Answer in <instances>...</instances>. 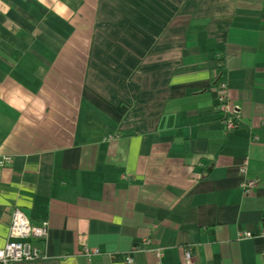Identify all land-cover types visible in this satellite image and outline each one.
Returning <instances> with one entry per match:
<instances>
[{"label":"crops","instance_id":"obj_1","mask_svg":"<svg viewBox=\"0 0 264 264\" xmlns=\"http://www.w3.org/2000/svg\"><path fill=\"white\" fill-rule=\"evenodd\" d=\"M0 158L18 264H264V0H0Z\"/></svg>","mask_w":264,"mask_h":264},{"label":"built area","instance_id":"obj_2","mask_svg":"<svg viewBox=\"0 0 264 264\" xmlns=\"http://www.w3.org/2000/svg\"><path fill=\"white\" fill-rule=\"evenodd\" d=\"M221 95L218 98L217 108L222 116L223 128L231 133L237 129L240 116L235 114L231 101L226 97L227 88L222 85L220 88ZM112 141V138H109ZM12 160L0 158V168L4 165H10ZM245 174V170L243 171ZM258 181L256 179L246 181L243 185V191L248 197L256 188ZM49 236L48 226L43 224L39 227H32L27 216L19 209L14 210L11 216V223L8 230V242L3 248H0V264H18L30 263L45 259L44 244ZM150 245L149 241H144L145 248ZM144 248V251H145ZM133 253V252H132ZM125 259V264H134L133 254ZM157 257L160 258L159 253ZM83 255L87 259L100 255L98 250H85ZM194 254L191 249L184 250L185 264H193Z\"/></svg>","mask_w":264,"mask_h":264}]
</instances>
